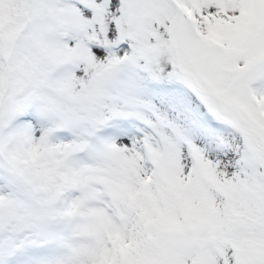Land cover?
<instances>
[{
    "label": "snow or ice",
    "instance_id": "6c2138e0",
    "mask_svg": "<svg viewBox=\"0 0 264 264\" xmlns=\"http://www.w3.org/2000/svg\"><path fill=\"white\" fill-rule=\"evenodd\" d=\"M0 264H264V0H0Z\"/></svg>",
    "mask_w": 264,
    "mask_h": 264
}]
</instances>
